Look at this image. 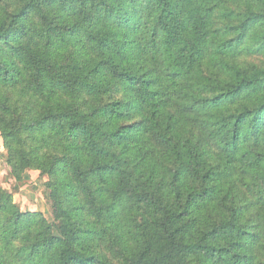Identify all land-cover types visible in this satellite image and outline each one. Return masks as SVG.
Here are the masks:
<instances>
[{
	"label": "trees",
	"instance_id": "obj_1",
	"mask_svg": "<svg viewBox=\"0 0 264 264\" xmlns=\"http://www.w3.org/2000/svg\"><path fill=\"white\" fill-rule=\"evenodd\" d=\"M0 138V264H264V0H0Z\"/></svg>",
	"mask_w": 264,
	"mask_h": 264
},
{
	"label": "rangeland",
	"instance_id": "obj_2",
	"mask_svg": "<svg viewBox=\"0 0 264 264\" xmlns=\"http://www.w3.org/2000/svg\"><path fill=\"white\" fill-rule=\"evenodd\" d=\"M47 177L41 178L38 173L28 172L25 181L21 185L10 178L9 168L6 164L5 149L0 138V187L14 193L15 203L22 211L41 212L53 222L51 203L47 199V189L44 183ZM16 187L19 189L16 190Z\"/></svg>",
	"mask_w": 264,
	"mask_h": 264
}]
</instances>
